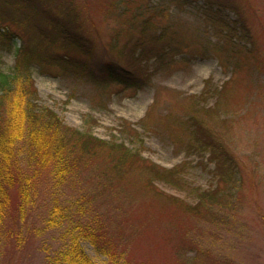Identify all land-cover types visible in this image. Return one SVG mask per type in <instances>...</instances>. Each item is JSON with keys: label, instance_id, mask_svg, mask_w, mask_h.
Here are the masks:
<instances>
[{"label": "rangeland", "instance_id": "obj_1", "mask_svg": "<svg viewBox=\"0 0 264 264\" xmlns=\"http://www.w3.org/2000/svg\"><path fill=\"white\" fill-rule=\"evenodd\" d=\"M122 5L127 6L125 12ZM72 6L81 11L79 21L92 54L58 53L62 55L47 70L51 73L37 64L30 73L36 102L53 109L64 124L82 130L89 115L94 137L117 138L137 150V156L123 159V172L112 170L115 164L102 148L91 159H80L74 171L75 178L81 172L88 179L90 172L92 184L101 182L97 215L92 214L103 231L102 244L108 240L116 256L120 254L111 264H264V0H73ZM158 8L155 25H167L175 41L171 44L177 47L162 64L151 58L143 61L144 81L97 84L93 77H100L102 64L117 57L114 43L120 45L129 34L133 14L144 16ZM20 43L17 38L11 49L0 44L2 69L13 66ZM54 48L47 43V51ZM140 49L142 45L134 46L133 56ZM66 57L72 61L61 70L59 61ZM103 88L112 91L107 95ZM195 102L210 107L198 121L218 133L233 152L239 183L234 193L213 203H201L189 192L191 185L212 184L216 190L218 184V177L209 172L214 163L206 160L208 153L198 141L187 147V124L181 121L195 114ZM174 119L179 126L171 123ZM123 120L128 123L125 131ZM146 161L165 168L182 164L181 184L153 179L151 185ZM20 166L32 187L24 189L23 199L11 189L13 200L1 219L6 234L0 264H50L44 263L45 255L72 264L56 254L61 249L60 226L45 223L53 202L67 198L70 189H58L51 197L45 187L52 183L47 170H30L24 161ZM220 186L228 184L220 181ZM80 244L93 262H107L108 256L89 240L80 239Z\"/></svg>", "mask_w": 264, "mask_h": 264}, {"label": "trees", "instance_id": "obj_2", "mask_svg": "<svg viewBox=\"0 0 264 264\" xmlns=\"http://www.w3.org/2000/svg\"><path fill=\"white\" fill-rule=\"evenodd\" d=\"M72 3L73 0H0V44L11 49L17 38L21 40L14 50L16 60L13 66L9 70H4L0 63V246L2 237L6 234L3 232L1 219L3 221L5 212L13 200L14 194H11V189H15L17 196L20 194V199L24 189L32 187L25 182L27 177L20 166L24 161L30 170L34 168L38 173L39 170H47H45L46 174L50 175L52 183L45 187L49 188L48 194L51 197L58 189L67 192L65 190L67 187L71 191L68 192L67 198L53 202V207L46 212L49 216L45 223L47 225L57 223L56 226L61 228L57 235L61 249L56 254L64 257V260L70 258L72 264H97L82 249L80 239H85L94 245L98 253L109 257L105 264H111L120 254L116 256V249L107 242L108 240L104 245L102 244L103 231L101 226L95 223L92 214L93 212L97 215L94 211L97 208L95 203L102 187L101 182L98 185L92 184L90 172L89 181L86 174L82 173L80 176L81 172H78L75 178L74 171L78 168L80 159L90 157L97 148H102L106 149L115 164L112 170L123 172V159L137 156V150L117 138L103 140L94 137L90 132V123L93 122L89 115L83 119L82 130L64 124L62 118L54 114L53 109L36 102V89L30 73V67L34 64L41 69L45 67L43 71L51 73L47 70L50 66L54 67L56 57L62 55L58 53L76 51L92 54L89 41L86 40L79 21L82 18L81 11L78 7L72 6ZM229 5L232 10L236 9L235 5ZM123 10H127V6L122 5ZM151 12L144 16L135 12L131 17L133 21L130 24L132 27L129 34L120 45L114 43L113 46L117 57L126 65L134 67L128 68L120 63L117 57L109 58L108 62L102 64L100 77H93L97 84L118 82L131 86L139 80L144 81L147 74L143 68L146 66L143 61L151 58L162 64L165 56L174 50V46L177 47L171 44L175 41H171L173 34L168 30V26L162 23L155 25L159 20L157 14L161 12V8ZM22 33H25V36ZM47 43L57 46V49L54 48L53 52L47 51ZM137 45H142V49L139 54L134 53L133 56V48ZM51 53L56 55L52 58ZM71 61L66 57L63 61H59L58 66H61V70L66 69ZM107 89L103 88L101 91L108 95L112 90L107 91ZM206 94L207 91L199 96L203 98ZM196 104L198 103H193L192 108L193 112L196 111L195 114L193 113L194 116L181 121L182 124H187V147L190 149V143L195 139L198 141L201 151L208 153L206 160L214 163L213 169L209 172L213 179L218 177V184L214 186L216 190L212 188V184L206 188L191 185L189 192L197 196L201 203H213L225 193L229 195L234 193L239 183L231 159L233 152L226 148L218 133L209 130L198 121V115L204 114L210 107L206 105L198 107ZM86 117L91 119L88 120ZM171 123L179 126L175 119L171 120ZM127 125L125 121L123 131ZM141 158L137 160L141 161ZM146 162L143 166L151 185L153 179L175 185L181 184L182 180L178 175L182 171V164L165 168L155 162ZM112 170L108 174L109 181L114 175ZM220 181L228 186L221 188ZM228 188L229 190H226ZM158 192L165 196L170 195L160 189ZM188 207L198 211L194 205ZM53 215L55 217H52ZM44 258V263L64 264L58 261V256L50 259L45 255Z\"/></svg>", "mask_w": 264, "mask_h": 264}]
</instances>
